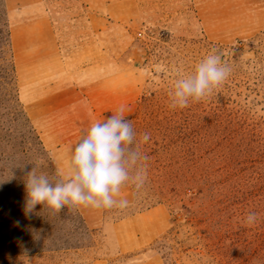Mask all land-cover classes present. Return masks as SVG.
<instances>
[{"label":"rangeland","instance_id":"1","mask_svg":"<svg viewBox=\"0 0 264 264\" xmlns=\"http://www.w3.org/2000/svg\"><path fill=\"white\" fill-rule=\"evenodd\" d=\"M104 1L91 0L92 9L108 18L101 32L88 25L90 9L82 0H42L34 7L0 0V264H264V0H106L108 9ZM44 11L65 56L85 44L93 72L134 81L125 115L137 140L150 134L140 145L147 180L139 189L125 185L132 201L123 209H104V218L117 221L161 198L157 205L168 226L140 248H131L125 227L91 226L77 206L59 212L47 204L27 208L26 179L33 167L54 181L62 177L21 101L12 38L14 23H28ZM14 41L21 46L36 38L16 31ZM212 49L231 67L228 78L199 102L171 108L174 81L192 73ZM225 145L254 149L236 165L239 185L221 193L214 179L202 191L185 183L204 172L206 158L215 169ZM156 156L160 167L152 171ZM253 211L257 222L244 226ZM29 222H43L40 237L63 248L26 253Z\"/></svg>","mask_w":264,"mask_h":264},{"label":"crops","instance_id":"2","mask_svg":"<svg viewBox=\"0 0 264 264\" xmlns=\"http://www.w3.org/2000/svg\"><path fill=\"white\" fill-rule=\"evenodd\" d=\"M20 1L27 7L38 6L42 2ZM82 1L90 9L86 16L88 25L102 32L107 27L108 18L103 15L102 9H92L91 0ZM100 7H103V2ZM104 7H109L106 0ZM202 21L209 35H214L216 30L208 28L210 24L203 17ZM16 31L31 33L36 41L17 46L14 41ZM12 38L21 101L44 147L52 154L61 176L66 177L71 147L93 121L104 119L122 105L129 106L134 98V81H126L122 75L110 77L108 74L93 72L92 67L86 64L85 44H78L73 55L65 56L62 44L57 41L54 22L46 11L28 23H14ZM99 49L102 52V45ZM119 198L126 199L128 204L132 201L131 194L124 188L121 189ZM77 207L84 221L91 226L96 225L92 222H115L104 226H108L110 230L125 227V238L134 244L131 248H140L151 242L168 226L167 214L161 205L117 221H107L104 218V209L83 205ZM131 230L136 233L133 234ZM92 264H106V261L101 259Z\"/></svg>","mask_w":264,"mask_h":264},{"label":"clouds","instance_id":"3","mask_svg":"<svg viewBox=\"0 0 264 264\" xmlns=\"http://www.w3.org/2000/svg\"><path fill=\"white\" fill-rule=\"evenodd\" d=\"M231 67L222 60L216 49L210 50L194 71L180 76L169 92L170 107L185 108L209 96L230 75ZM150 134L142 133L139 140L131 121L125 115V106L101 120L93 121L71 147L68 173L54 181L36 168L27 174V208L47 204L55 211L67 206L95 209L125 208L128 201L119 198L121 189L132 184L141 188L147 173L140 145L147 143ZM31 205V207H29ZM256 212H249L242 224L247 227L257 222Z\"/></svg>","mask_w":264,"mask_h":264},{"label":"trees","instance_id":"4","mask_svg":"<svg viewBox=\"0 0 264 264\" xmlns=\"http://www.w3.org/2000/svg\"><path fill=\"white\" fill-rule=\"evenodd\" d=\"M250 153H254L253 148L237 145L222 146L216 155V168L213 169L211 165L212 160L206 158L204 162V172H202L200 175H190L186 177L185 183L192 188L196 187L199 189V191H202L210 186V180L214 179V185L216 181L217 190L221 193H224L225 190L236 187V185L240 184H238L237 180L240 178V176L236 174V172H238L236 165L247 160ZM156 157L157 158H152V171L153 169H159L156 165H159L160 167V164L157 163V161H160V158L158 156ZM191 187H187V189L192 190ZM161 202V198H157V200L152 203V207L160 204ZM42 223L43 222H29L30 225H28V227H31L32 225L33 230L29 232L31 235L25 240V252L28 254H35L45 250H57L63 248V244H59L58 242L52 240L46 241L40 237V235L44 233L43 230L40 229Z\"/></svg>","mask_w":264,"mask_h":264}]
</instances>
